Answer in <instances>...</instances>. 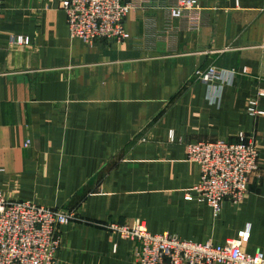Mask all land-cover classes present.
Returning <instances> with one entry per match:
<instances>
[{
	"label": "crops",
	"instance_id": "crops-1",
	"mask_svg": "<svg viewBox=\"0 0 264 264\" xmlns=\"http://www.w3.org/2000/svg\"><path fill=\"white\" fill-rule=\"evenodd\" d=\"M63 0H0V192L7 199L75 211L55 264H133L136 242L99 227L138 220L151 234L243 246L264 257V0H142L123 42L71 38ZM136 0H124L132 3ZM137 2V1H136ZM21 37L27 45L10 43ZM213 68L217 81H197ZM256 147L239 206L221 212L195 198L200 170L187 144Z\"/></svg>",
	"mask_w": 264,
	"mask_h": 264
},
{
	"label": "built area",
	"instance_id": "built-area-1",
	"mask_svg": "<svg viewBox=\"0 0 264 264\" xmlns=\"http://www.w3.org/2000/svg\"><path fill=\"white\" fill-rule=\"evenodd\" d=\"M136 1L63 0L59 7L65 13L70 37L92 46L102 40L123 42L128 38L124 23L142 0ZM198 8L196 0H176L169 14L178 18ZM10 43L27 45L28 41L12 37ZM195 78L208 84L217 81L219 74L210 68L206 72L196 71ZM262 97L264 87L258 88L255 97L247 102L249 115H263L257 109ZM186 158L198 165L200 176L193 187L195 197L187 194L185 199L206 203L214 216L220 214L224 202L233 206L242 203L248 177L258 164L256 147L242 135L237 143L217 140L187 144ZM81 221L75 211L7 199L0 192V264H55L62 242L61 229ZM99 227L136 242L133 264H264L260 251L253 255L244 252L243 246L249 240L245 231L236 240L213 245L183 241L168 234H151L138 220L131 224L109 222Z\"/></svg>",
	"mask_w": 264,
	"mask_h": 264
}]
</instances>
